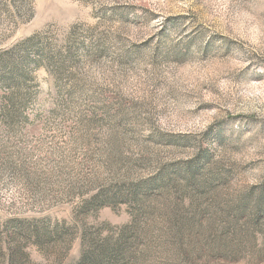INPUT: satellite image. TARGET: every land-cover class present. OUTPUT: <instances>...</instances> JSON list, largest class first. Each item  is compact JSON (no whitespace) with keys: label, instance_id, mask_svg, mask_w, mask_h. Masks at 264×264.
<instances>
[{"label":"rangeland","instance_id":"obj_1","mask_svg":"<svg viewBox=\"0 0 264 264\" xmlns=\"http://www.w3.org/2000/svg\"><path fill=\"white\" fill-rule=\"evenodd\" d=\"M159 171L232 178L146 200L137 264H264V0H0V264L115 244Z\"/></svg>","mask_w":264,"mask_h":264},{"label":"trees","instance_id":"obj_2","mask_svg":"<svg viewBox=\"0 0 264 264\" xmlns=\"http://www.w3.org/2000/svg\"><path fill=\"white\" fill-rule=\"evenodd\" d=\"M231 178L232 174L229 171H159L148 183H141L127 190L118 189L111 201L123 200L130 204L133 210L131 223L121 228L115 244L112 243L113 236L106 237L101 245L93 242L89 244V248L82 252L76 264H137L134 251L141 241L140 226L144 214V202L173 200L179 205L185 202L186 192L191 189L201 195L203 200H207L210 193L218 194L228 188ZM244 200L246 202L237 209L238 219H243L247 204L250 202H255L259 208L257 217H264V211H261L264 209V188L257 196L250 193Z\"/></svg>","mask_w":264,"mask_h":264}]
</instances>
